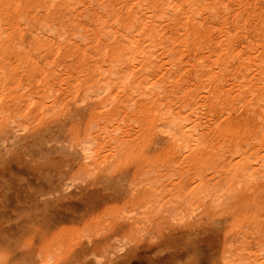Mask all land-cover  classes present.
<instances>
[{
	"label": "rangeland",
	"instance_id": "obj_1",
	"mask_svg": "<svg viewBox=\"0 0 264 264\" xmlns=\"http://www.w3.org/2000/svg\"><path fill=\"white\" fill-rule=\"evenodd\" d=\"M0 190L2 264H257L264 0H0Z\"/></svg>",
	"mask_w": 264,
	"mask_h": 264
},
{
	"label": "bare ground",
	"instance_id": "obj_2",
	"mask_svg": "<svg viewBox=\"0 0 264 264\" xmlns=\"http://www.w3.org/2000/svg\"><path fill=\"white\" fill-rule=\"evenodd\" d=\"M159 120H161V118L159 119L158 117H157V115L155 116V114H153L152 115V117L150 118V128L152 129V131L154 132L155 130H157V127H159L160 126V122H158ZM104 128V127H103ZM160 128V127H159ZM158 128V129H159ZM162 131H164V132H166L167 133V135H168V137L170 138L169 139V141L171 140V142L169 143V146H168V150H169V152H171L172 154H177L178 152H180V151H182V150H184V149H186V148H188V147H190V139H192L193 137H194V139L193 140H195V133H194V131H195V128H190L189 129V134H187L188 132L187 131H182V128L181 127H177V125H176V123L174 122V121H171V122H167V125H165L164 126V128H163V130ZM114 132H117V130H114ZM187 132V133H186ZM2 133H4V132H2ZM105 134V133H104ZM166 135V134H165ZM108 138H109V136H108ZM111 138V137H110ZM106 139H107V137H106ZM105 139V140H106ZM115 139V138H114ZM120 139V138H119ZM108 140V139H107ZM111 139L110 140H108V141H106L107 142V144H111ZM122 141H124V140H122ZM118 142V141H117ZM84 143V142H83ZM120 143V142H119ZM113 145V144H112ZM111 145V146H112ZM82 146V148H83V150H89V151H91L92 149L90 148V145H85L84 146V144H82L81 145ZM107 147V146H106ZM113 147V146H112ZM114 149V148H113ZM117 149V148H116ZM108 150V149H107ZM119 150V149H118ZM111 151V150H110ZM113 151V150H112ZM117 151V150H116ZM112 153V152H111ZM107 154H109V152L107 153ZM91 155V154H90ZM93 155V154H92ZM114 155V154H113ZM108 158V157H107ZM242 158V157H241ZM260 158V157H259ZM258 158V159H259ZM87 159H88V157H87ZM242 160V159H241ZM260 160V159H259ZM258 160V161H259ZM90 162V161H89ZM228 163V162H227ZM86 164V163H85ZM230 164V163H229ZM259 166V165H258ZM257 166V167H258ZM262 167H263V165H262ZM261 166H260V168H262ZM259 168V169H260ZM225 169V168H224ZM226 170V169H225ZM254 170V169H253ZM2 172V171H1ZM4 172V171H3ZM262 172V171H261ZM257 173V172H256ZM256 175V174H255ZM259 175H262V174H259ZM237 177V176H236ZM235 177V179H237ZM239 181V180H238ZM218 182V181H217ZM231 183V182H230ZM233 185V184H232ZM231 185V186H232ZM230 186V185H229ZM153 187V186H152ZM216 186H214V188H215ZM221 187V186H220ZM224 187V186H223ZM223 187H222V189H223ZM238 187V186H237ZM213 188V189H214ZM217 188V187H216ZM231 188V187H230ZM211 189H212V187H211ZM219 189V188H218ZM229 189V188H228ZM196 190V189H195ZM220 190V189H219ZM1 191V190H0ZM215 191V190H214ZM217 191V190H216ZM221 191V190H220ZM227 191V190H226ZM5 192V191H4ZM225 192V191H224ZM210 193V192H209ZM208 193V194H209ZM212 193V192H211ZM221 193H223L222 191H221ZM217 194H219L218 192H217ZM227 194V193H226ZM226 194H224V195H226ZM2 195V194H1ZM188 196H189V194H188ZM216 196V195H215ZM208 197V196H207ZM212 198V197H211ZM214 198H216V197H214ZM213 198V199H214ZM3 199H5V198H3ZM2 199V200H3ZM208 199V198H207ZM6 200V199H5ZM5 200H3V201H5ZM153 200V199H152ZM1 201V200H0ZM150 202V201H149ZM154 202V201H153ZM6 203V202H5ZM10 203V202H9ZM151 203V202H150ZM215 203V202H214ZM1 204V203H0ZM147 203L145 202V204H144V206H143V208L145 209V206H148V205H146ZM151 205H152V203H151ZM153 205H154V203H153ZM2 206H4V205H1V207ZM201 206V205H200ZM173 207V206H172ZM176 207V206H175ZM140 208H142L141 206H140ZM142 208V209H143ZM149 208V207H148ZM154 208V207H153ZM152 208V209H153ZM2 209V208H1ZM3 209H5L4 207H3ZM2 209V210H3ZM10 209H11V211H9V209L7 210V209H5V210H3L2 212L0 211V214L2 215L3 214V216H5V214H7V212H5V211H9V213L10 214H18V215H20L19 214V211H20V209H21V204H19V203H16V204H14L13 206H10ZM141 209V210H142ZM146 209H147V207H146ZM149 210V209H148ZM135 211V210H134ZM137 211H139V210H137ZM152 211V210H151ZM177 210H175V212H176ZM25 212V211H24ZM23 212V213H24ZM146 211H144L143 213H145ZM149 212H150V210H149ZM153 212V211H152ZM151 212V213H152ZM158 212V211H157ZM175 212H174V214H175ZM134 213V212H133ZM147 213V212H146ZM145 213V214H146ZM165 213V212H164ZM137 214V213H136ZM156 214V213H155ZM173 214V215H174ZM8 215V214H7ZM18 215H16V216H18ZM154 215V214H153ZM15 216V218H13V219H16L17 221H15L13 224H12V221H11V223H10V219L9 220H5L2 216V221H3V223H4V225L2 226L3 228H4V230L5 231H8V230H14V229H16V228H20L21 227V220H18L19 219V217L17 218ZM157 216V215H156ZM155 216V217H156ZM159 216H160V213H159ZM162 216V215H161ZM154 217V218H155ZM174 217V216H173ZM180 217V216H179ZM183 217V216H182ZM146 219V218H145ZM12 220V219H11ZM8 221H9V223H8ZM156 221V220H155ZM8 223V224H7ZM153 222H151V224H152ZM2 224V223H1ZM1 228V227H0ZM2 228V229H3ZM147 229V228H146ZM253 230V229H252ZM255 230V229H254ZM254 230H253V232H254ZM256 231V230H255ZM263 236V235H262ZM232 237V236H231ZM238 238V237H237ZM254 240V239H253ZM253 240H251V242L253 241ZM260 241H261V238H260ZM230 242V241H229ZM250 242V243H251ZM262 242V241H261ZM232 243V242H231ZM240 243V242H239ZM249 243V244H250ZM230 244V243H229ZM247 244V243H246ZM252 244H253V242H252ZM256 244V243H255ZM257 244H258V242H257ZM233 245V244H232ZM248 245V244H247ZM251 246V245H250ZM228 247V246H227ZM229 247H231V245H229ZM249 247V246H248ZM252 247V246H251ZM253 247H254V244H253ZM252 247V248H253ZM256 247H258L257 245H256ZM256 249V248H255ZM244 250H246V248L244 249ZM243 250V251H244ZM237 252L238 251H236V254H237ZM240 253V252H239ZM239 253H238V255H239ZM253 254H254V257H256V258H254V257H252V258H254L256 261H257V264H264V248H260V249H258L257 251L255 250V252H253ZM228 255V254H227ZM248 255V254H247ZM246 255V256H247ZM234 256V255H233ZM103 257V256H102ZM250 257V258H251ZM234 258V257H233ZM243 258H244V256H243ZM249 258V259H250ZM223 260V259H222ZM251 260V259H250ZM249 260V261H250ZM98 261V260H97ZM224 264H236V262L234 263V260L231 258V256L230 257H225L224 258ZM246 261H248V260H246ZM243 262V261H242ZM253 262H254V260H253ZM249 263V262H248ZM247 263V264H248ZM252 263V262H251ZM0 264H2L1 262H0ZM46 264H47V262H46Z\"/></svg>",
	"mask_w": 264,
	"mask_h": 264
}]
</instances>
